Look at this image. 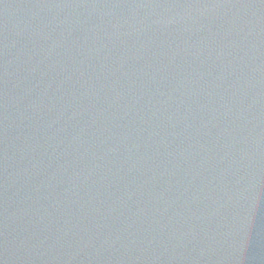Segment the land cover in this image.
I'll return each mask as SVG.
<instances>
[{"label":"water","instance_id":"water-1","mask_svg":"<svg viewBox=\"0 0 264 264\" xmlns=\"http://www.w3.org/2000/svg\"><path fill=\"white\" fill-rule=\"evenodd\" d=\"M0 264H264V0H0Z\"/></svg>","mask_w":264,"mask_h":264}]
</instances>
